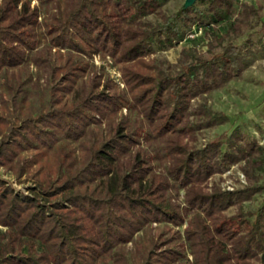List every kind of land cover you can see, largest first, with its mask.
I'll use <instances>...</instances> for the list:
<instances>
[{
	"label": "trees",
	"instance_id": "trees-1",
	"mask_svg": "<svg viewBox=\"0 0 264 264\" xmlns=\"http://www.w3.org/2000/svg\"><path fill=\"white\" fill-rule=\"evenodd\" d=\"M32 1L0 0V166L39 176L28 194L0 176V264H264V200L243 206L264 189L253 174L264 145L238 127L198 145L227 121L204 95L250 61L230 42L208 58L183 47L174 66L152 56L229 15L213 39L239 37L260 7L196 0L168 14L167 0ZM235 163L246 186L209 182ZM154 223L164 226L156 236Z\"/></svg>",
	"mask_w": 264,
	"mask_h": 264
},
{
	"label": "rangeland",
	"instance_id": "rangeland-1",
	"mask_svg": "<svg viewBox=\"0 0 264 264\" xmlns=\"http://www.w3.org/2000/svg\"><path fill=\"white\" fill-rule=\"evenodd\" d=\"M233 7L241 1H248L255 7H260V18H252L253 26L244 31L239 37H229L224 40L221 45L213 39L212 33L219 36L226 28L228 21L232 20V16H227L224 21L208 26V29L192 28L193 33L186 35V37L179 43L164 48L156 47L155 52L152 54L158 61H162L165 65L174 66L178 63L181 57V48H191L196 55L203 58H208L212 53H217L221 50V46L230 42L238 45L243 49L248 60L250 61L247 68H245L240 75L230 79L225 85L216 90L204 95L207 105L214 111L223 113L227 117V121L216 125L212 128L203 129L198 136V145H205L210 141L217 138H224L230 134L235 127H238L243 132L257 140L259 144L264 145V36L262 31L258 30L259 24L264 20V0H231ZM35 1H32L34 4ZM186 4V0H167L163 5V9L169 14L176 12ZM151 21L156 18L153 15L147 17ZM94 65L99 68L102 62L97 55L93 56ZM105 71L111 76L119 87H123L121 75L111 58L107 57L103 63ZM100 71V70H99ZM101 72V71H100ZM203 99H199V102ZM126 112L125 109L122 110ZM31 152L23 151L22 156L30 157ZM36 167H32L30 171L24 173L21 177L17 178L12 171L7 170L5 167L0 166V176L8 181L15 190L24 194L29 193V188L33 186L34 181L39 178H34ZM253 174L257 177V185L264 188V170H254ZM36 176V175H35ZM220 179V185L223 189L234 190L246 186L247 181L240 169V163L229 165L220 175L215 174L209 177V182L212 180ZM210 184V183H209ZM182 191L180 192V197ZM181 199V198H180ZM264 200V189L260 193H256L250 200L243 203L245 210H255L262 204ZM162 224H152V232L156 236L160 230L163 229ZM172 230H182L183 225L179 227H172ZM3 231L4 228L0 227ZM139 240V245L145 247L147 239L139 233L136 235ZM130 259L134 260L132 256L133 248L131 243ZM186 255L191 259L186 251Z\"/></svg>",
	"mask_w": 264,
	"mask_h": 264
},
{
	"label": "water",
	"instance_id": "water-1",
	"mask_svg": "<svg viewBox=\"0 0 264 264\" xmlns=\"http://www.w3.org/2000/svg\"><path fill=\"white\" fill-rule=\"evenodd\" d=\"M196 0H186V4L184 6H189L193 4Z\"/></svg>",
	"mask_w": 264,
	"mask_h": 264
}]
</instances>
